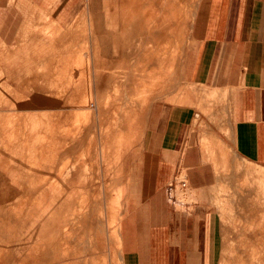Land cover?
Masks as SVG:
<instances>
[{"label":"rangeland","instance_id":"rangeland-1","mask_svg":"<svg viewBox=\"0 0 264 264\" xmlns=\"http://www.w3.org/2000/svg\"><path fill=\"white\" fill-rule=\"evenodd\" d=\"M88 1L89 25L79 12L71 33L61 32L65 41L73 33L63 48L51 43L48 29L42 31L48 49L39 53L50 56L8 59L2 54L14 49L9 51L0 42V217L8 216L0 218V264H34L43 246L54 243L63 253L55 264H121L118 222L125 187L117 184H124L129 175L121 162L128 156L127 147L143 140L131 132L145 129L146 123L139 119L163 92L158 87L182 80V57L203 0L186 4L154 0L169 5L133 9L134 24L121 20L119 30L129 35L130 28L137 30V58L113 56L104 49L105 36L114 32L110 33V24L123 19L124 10L110 5L112 21L107 23L98 17L103 12L106 17L102 0ZM117 39L110 38L109 44L117 46ZM125 44L129 55L131 43ZM5 60L14 61L10 64L14 73L4 69ZM25 61L31 64L21 66ZM18 62L20 67L15 66ZM99 81L109 88L98 91ZM31 131L36 134L34 142L28 138ZM238 170L250 178L245 183L251 189L263 188L259 183L264 174L257 167L243 164ZM52 189L57 198H51ZM218 196L213 204L223 227L219 264H229V189H221ZM177 198L180 203L195 201L194 194L184 189ZM67 210L73 212L65 218ZM83 211L89 213L90 224L81 231L77 219ZM50 215L56 216L52 222ZM58 217L68 222L55 224ZM50 226L57 227L49 232Z\"/></svg>","mask_w":264,"mask_h":264},{"label":"crops","instance_id":"crops-1","mask_svg":"<svg viewBox=\"0 0 264 264\" xmlns=\"http://www.w3.org/2000/svg\"><path fill=\"white\" fill-rule=\"evenodd\" d=\"M85 2L0 0V42L14 49L2 56H50L39 53L48 49L41 37L45 29L51 43L63 48L73 33L65 41L61 32L71 33L79 12L89 25L91 5ZM129 32L113 35L118 39L112 51L137 58V30ZM13 62L3 64L9 73L15 71ZM181 79L161 83L163 92L139 119L145 129L131 132L143 140L127 147L121 162L129 175L117 184L125 187L119 259L122 264H219L223 227L213 201L226 188L229 264H264V182L251 189L245 183L250 178L238 170L248 164L264 174V0H203L182 57ZM179 177L195 201L171 199L169 188Z\"/></svg>","mask_w":264,"mask_h":264},{"label":"bare ground","instance_id":"bare-ground-1","mask_svg":"<svg viewBox=\"0 0 264 264\" xmlns=\"http://www.w3.org/2000/svg\"><path fill=\"white\" fill-rule=\"evenodd\" d=\"M161 1V0H160ZM163 1V0H162ZM189 1V0H188ZM187 0H185V4L186 3H189ZM191 1H193V0H191ZM102 5H105V10L107 11L106 12V17H104L105 16V13L103 12V14H99L98 15V17H99V19H102V20H104L105 22H107L108 23V20H110V21H112L111 20V15H110V5H115L116 6V8L117 9H122V10H124V14H123V20L125 21V22H128V23H130V24H133L134 23V19L133 18H131V16L133 17V15H134V13H133V15H132V10L133 9H135V8H137V7H139V5H169V3L166 1V2H162V3H157V2H154V0H145V1H141V0H121V1H117V2H113L112 0H102ZM195 2V1H194ZM167 3V4H166ZM191 3H193V2H191ZM190 3V4H191ZM195 5V4H194ZM130 13H131V15H130ZM120 21L121 20H119L118 18L115 20V22H114V24L112 23V24H110V27H109V29H110V33L112 34V32H113V30H114V32H113V34L112 35H110V36H105L106 37V39L107 40H109L110 38H112V39H114V34L116 33V29H117V33H119V28H120ZM123 33V32H122ZM106 43L107 44H104V49H105V51L107 52V51H111V52H113L112 51V48L114 47V46H112V44H109L110 43V41H106ZM113 54V56L115 55L114 54V52L112 53ZM105 57H107V56H105ZM109 57V56H108ZM148 66H149V64H148ZM100 82H102V81H99L98 83H95L96 84V89L99 91L100 89L98 88V86L100 85L99 83ZM102 84V83H101ZM107 85H109L108 83H104V84H102L101 86H102V89H103V87H106ZM106 88H109L108 86L106 87ZM10 89V88H9ZM125 89V88H124ZM99 93V92H98ZM65 98V97H64ZM67 99V98H66ZM68 102V101H67ZM69 103V102H68ZM4 104V103H3ZM1 105V104H0ZM32 132V131H31ZM26 133V132H25ZM27 134H28V132H27ZM21 135L22 134H18V136L19 137H21ZM29 135V139H30V141H32V142H34L35 140V138H36V134H34L33 132L31 133V134H28ZM28 135H26V136H28ZM51 138H53L52 136H50ZM25 138H27V137H25ZM23 139V138H22ZM29 141V140H28ZM54 142V141H53ZM72 142V141H71ZM78 142V141H77ZM54 145V144H53ZM17 147V146H16ZM6 148V147H5ZM51 148V147H50ZM11 149V148H10ZM49 149V148H48ZM17 150V149H16ZM43 150V149H42ZM73 149H71V150H67V152H73L72 151ZM15 153H17L16 151H15ZM11 155V154H10ZM68 184H69V182H68ZM50 193H51V198H57V196H56V194H55V190L54 189H52V191H50ZM70 201H72V200H70ZM127 202H128V200H127ZM130 202V201H129ZM128 207V206H127ZM71 212V213H70ZM72 212H73V210H67L66 211V214H65V218H68V217H70L69 216V214L70 215H72ZM54 215V214H53ZM53 215H50V222H52L53 221V219H54V217H56V216H53ZM1 219L3 218V220L4 219H7L8 218V216H6V217H4V216H2V217H0ZM65 218L63 219V218H59L58 217V219L55 221V224L56 223H67L68 222V220L67 221H65ZM8 221V220H7ZM7 221H5V225L7 226V229H8V223H7ZM77 224H78V226H79V228L81 229V231H83V229H88V227H89V213H87V211H83L80 215H79V217H78V219H77ZM56 227L57 226H53V227H51L50 226V228H49V232H51V229L52 228H54V229H56ZM98 227H100V225H98L97 226V228ZM102 227V226H101ZM60 231H61V229H60ZM69 231H70V229L68 230V235L70 234L69 233ZM38 233L39 232H41L40 230H38L37 231ZM71 232V231H70ZM47 233H48V231H47ZM66 233V232H65ZM67 235V236H68ZM66 236V235H65ZM121 236V235H120ZM73 239V236H71V234L68 236V238H67V240L68 241H71ZM54 243V242H53ZM97 246L99 247V249H101V247H100V241H97ZM61 248V247H60ZM63 253L61 252V249H58V245H55V243L53 244V245H50V244H47V245H44L43 246V248H42V250H40V252H39V256H37V258L36 259H34V261H35V263L34 264H55L57 261H58V259H59V257H60V255H62ZM65 254H67V250H65ZM38 255V254H37ZM34 258H35V256H34ZM97 258H99V257H97ZM5 260V259H4ZM123 260V259H122ZM120 262H121V260H120ZM122 263H123V261H122ZM121 263V264H122Z\"/></svg>","mask_w":264,"mask_h":264},{"label":"built area","instance_id":"built-area-1","mask_svg":"<svg viewBox=\"0 0 264 264\" xmlns=\"http://www.w3.org/2000/svg\"><path fill=\"white\" fill-rule=\"evenodd\" d=\"M187 187V182L186 179L184 177H179V180H177V182H175L173 185L170 186L169 188V193H170V197L172 200L178 201V193L181 189H186Z\"/></svg>","mask_w":264,"mask_h":264}]
</instances>
